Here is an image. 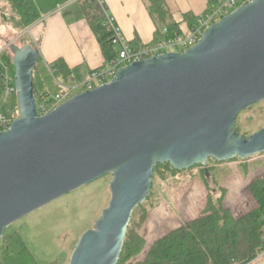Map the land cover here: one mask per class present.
I'll return each instance as SVG.
<instances>
[{"label": "water", "instance_id": "95a60500", "mask_svg": "<svg viewBox=\"0 0 264 264\" xmlns=\"http://www.w3.org/2000/svg\"><path fill=\"white\" fill-rule=\"evenodd\" d=\"M10 48L20 118L0 132V242L17 221L112 175L108 208L69 264H117L157 165L184 172L264 154V128L236 129L242 112L264 102V0L246 1L184 53L122 68L43 117L40 51Z\"/></svg>", "mask_w": 264, "mask_h": 264}, {"label": "rangeland", "instance_id": "374dc122", "mask_svg": "<svg viewBox=\"0 0 264 264\" xmlns=\"http://www.w3.org/2000/svg\"><path fill=\"white\" fill-rule=\"evenodd\" d=\"M77 1L79 0H72L59 6L53 13L45 16L40 21L39 30H33L31 27L20 31L14 28L1 19L4 12L0 10V54L13 59L11 45L22 49L32 44L37 48V45L42 44L49 28L60 21L69 26L80 20L85 22L78 6L74 5ZM58 12L62 13V17L53 16ZM105 28L109 31L110 26L105 25ZM49 37L52 41L49 47L58 50L60 44L64 45V39L74 35L63 28L55 27ZM40 55L45 58L42 50ZM41 61L34 72L37 91L46 88L51 90L54 87L60 91L56 82L60 75H52ZM12 74H16L14 66ZM78 94L80 91L75 93ZM261 128H264V102L242 112L236 126L237 131L246 136ZM208 169L214 179L212 176L205 177V172L200 166L179 173L163 167L158 170L150 196L135 211L130 223L128 231L132 236L131 261L135 260L140 264L158 240L182 224L200 218L209 197L214 200L222 198L225 209L229 210L235 219L258 209L249 187L264 177V154L247 160L224 163L210 160ZM112 180V175L105 176L8 227L0 242L2 263L69 264L81 237L95 227L108 208ZM259 261L262 262L259 264H264V261L257 259L251 264Z\"/></svg>", "mask_w": 264, "mask_h": 264}, {"label": "trees", "instance_id": "16d2710c", "mask_svg": "<svg viewBox=\"0 0 264 264\" xmlns=\"http://www.w3.org/2000/svg\"><path fill=\"white\" fill-rule=\"evenodd\" d=\"M71 1L0 0V10L4 12L1 19L20 31H26L42 21L45 16L53 13L59 6ZM143 1L147 5L156 27L154 41L186 35L181 23L174 19L165 0ZM216 1L209 0V7ZM76 3L97 38L106 61L110 62L116 57V49L112 44V33L105 28L106 16L99 0H79ZM29 46L34 47L32 44ZM2 59L13 66V59L10 57L5 55L2 56ZM52 65L58 69L61 82L66 84L72 79V71L63 59ZM2 89V67L0 64V94ZM35 91L36 98H38L39 92L36 85ZM162 167L179 173L170 164H160L154 169V178ZM201 169L205 172V177L212 176L214 179V175L210 173L208 167H201ZM249 190L258 204L257 210L235 219L232 213L225 209L222 198L214 200L209 197L200 218L182 224L158 240L145 254L140 264H251L264 248V177L252 183ZM131 256L132 236L128 231L117 264H137L135 260L131 261ZM0 264H3L1 260Z\"/></svg>", "mask_w": 264, "mask_h": 264}, {"label": "crops", "instance_id": "0c3cea01", "mask_svg": "<svg viewBox=\"0 0 264 264\" xmlns=\"http://www.w3.org/2000/svg\"><path fill=\"white\" fill-rule=\"evenodd\" d=\"M99 2L106 18L112 21L113 25L120 30L122 36L131 45L142 48L154 42L156 27L143 0H99ZM165 2L174 19L181 23L185 34L189 32L195 20L199 16L204 15L209 8V0H165ZM74 5H77L80 10L77 3H74ZM53 16L59 18L62 17V13L58 12ZM84 21L86 23L81 20L74 22L72 26H69L66 22H58L45 33L42 44L37 45V48L40 51L42 50L45 57L44 60L41 55L40 61L43 60L41 62L46 66L47 70L49 65L63 59L72 71L71 80L79 83L87 81L92 72L101 69L107 64L97 38L93 34L87 20L85 19ZM55 27L63 28L74 35V37L64 39V45L60 44L58 50L49 47L50 42H52L49 34ZM39 28L40 22L31 29L39 30ZM38 92L39 94L55 95L60 91L54 87L51 90L47 88L39 89ZM259 263L262 262L259 261L254 264Z\"/></svg>", "mask_w": 264, "mask_h": 264}, {"label": "built area", "instance_id": "2783aa9c", "mask_svg": "<svg viewBox=\"0 0 264 264\" xmlns=\"http://www.w3.org/2000/svg\"><path fill=\"white\" fill-rule=\"evenodd\" d=\"M245 2L246 0H217L215 4L207 9L204 15L199 16L195 20L186 35L168 40L160 39L142 48L135 47L127 42L112 21L106 19V25L110 26L109 32L112 33V44L116 49V57L107 62L101 69L92 72L89 79L85 82L79 83L69 80L65 84L59 79L56 80L57 85L60 87V93L55 96L40 93L38 98H36L39 116L48 115L74 97L75 93L79 91L80 93L92 91L110 83L122 68L159 55L184 53L197 45L210 27L235 12ZM0 64L3 81V89L0 94V132H4L9 130L13 123L20 118V113L16 77L12 74L13 66L4 61L1 54ZM48 70L52 75L58 74V69L53 65H49ZM257 260H264V248L259 252Z\"/></svg>", "mask_w": 264, "mask_h": 264}]
</instances>
